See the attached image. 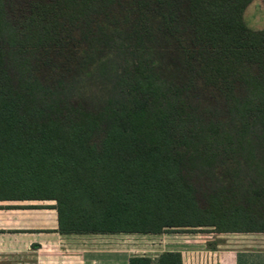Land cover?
<instances>
[{
  "label": "trees",
  "instance_id": "obj_1",
  "mask_svg": "<svg viewBox=\"0 0 264 264\" xmlns=\"http://www.w3.org/2000/svg\"><path fill=\"white\" fill-rule=\"evenodd\" d=\"M249 1L0 0V201H53L61 235L264 233Z\"/></svg>",
  "mask_w": 264,
  "mask_h": 264
},
{
  "label": "crops",
  "instance_id": "obj_2",
  "mask_svg": "<svg viewBox=\"0 0 264 264\" xmlns=\"http://www.w3.org/2000/svg\"><path fill=\"white\" fill-rule=\"evenodd\" d=\"M53 206V201H0V263H84L82 259L85 258V254L77 255L78 250L73 249L74 247L81 248L80 241L73 239L100 235L59 234ZM251 234L256 241L248 242L247 244L254 245H249L243 250L233 248L221 250L218 246L187 250L181 244L175 249L161 253H179L181 264H264V236L257 237L256 233ZM110 236L130 238L139 235L117 234ZM80 251L82 252V249ZM112 252L115 256L119 250L113 249ZM131 256L139 255L128 254L124 264H127V260Z\"/></svg>",
  "mask_w": 264,
  "mask_h": 264
},
{
  "label": "rangeland",
  "instance_id": "obj_3",
  "mask_svg": "<svg viewBox=\"0 0 264 264\" xmlns=\"http://www.w3.org/2000/svg\"><path fill=\"white\" fill-rule=\"evenodd\" d=\"M241 19L247 28L253 31L263 30V0H250L242 11ZM97 85L93 80L86 83V93H98ZM216 231L211 227H201L170 229L159 235H139L130 238L110 235L88 236L73 239L80 241L81 245V248L74 247L73 249L78 250L77 255L85 254V258L82 259L83 264H124L128 254L154 258L162 251L175 249L181 244L187 250L203 249V247L215 248L216 246L221 250L229 248L243 250L249 245H254L247 244L248 242L256 241L251 233H218ZM256 234L257 237L264 236V233ZM81 249L82 252H79ZM113 249L119 250V254L113 256Z\"/></svg>",
  "mask_w": 264,
  "mask_h": 264
}]
</instances>
